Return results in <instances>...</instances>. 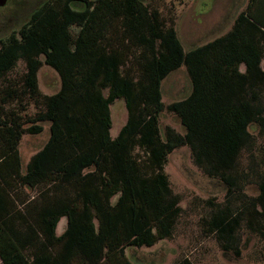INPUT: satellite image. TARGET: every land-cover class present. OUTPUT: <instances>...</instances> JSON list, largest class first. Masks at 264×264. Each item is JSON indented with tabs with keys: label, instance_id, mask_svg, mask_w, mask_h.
<instances>
[{
	"label": "trees",
	"instance_id": "1",
	"mask_svg": "<svg viewBox=\"0 0 264 264\" xmlns=\"http://www.w3.org/2000/svg\"><path fill=\"white\" fill-rule=\"evenodd\" d=\"M18 36L0 48V78L24 61L22 93L42 110H7L20 92L10 82L0 89V264H131L125 248L170 239L180 215L168 155L188 146L196 166L233 187L230 174L255 145L250 126L264 131V0H248L226 34L188 51L173 23L141 0H46ZM42 65L59 76L52 95L39 92ZM182 67L190 92L165 105L162 83ZM117 100L127 120L111 137ZM164 111L183 135L161 133ZM41 123L48 139L24 164L20 141L41 134ZM258 188L250 205L263 216L264 181ZM225 212L208 221L222 240L239 225Z\"/></svg>",
	"mask_w": 264,
	"mask_h": 264
},
{
	"label": "rangeland",
	"instance_id": "2",
	"mask_svg": "<svg viewBox=\"0 0 264 264\" xmlns=\"http://www.w3.org/2000/svg\"><path fill=\"white\" fill-rule=\"evenodd\" d=\"M45 1L8 0L0 8V48L8 43L11 36L19 37V30ZM141 1L150 10L158 11L167 25L173 23L186 51L224 34L235 18L227 11L232 0ZM25 71L24 61L18 60L15 67L0 78V89H5L8 82L15 85L20 92L19 99L5 108L19 111L25 108L20 114L34 117L42 106L39 98L32 99L22 93ZM37 82L41 95H52L60 88L59 76L46 65H42L38 71ZM189 92L190 81L184 67L162 83V101L165 105L185 98ZM110 112V135L116 137L127 120L123 101L117 100L111 105ZM41 125V134H26L20 141L19 154L24 164L48 139L49 124ZM165 127L172 128L179 135L184 134L179 119L171 112L164 111L159 117L161 133ZM249 130L255 136V145L252 155L242 153L236 171L230 174V179L235 181L233 187L196 166L188 146L176 148L168 155L164 172L173 194L179 198L180 215L170 239L159 241L149 248H125V255L131 264H177L183 260L189 264H264V215L257 214L260 211L258 206L253 210L250 205L259 194L258 183L264 181V131L258 137L256 125H251ZM134 155L143 158L145 154L138 149ZM23 191L29 197L36 194V190ZM219 211H226L228 218L235 217L239 221L233 236L227 240H222L218 233L209 230L208 221ZM65 224V218L58 223L57 235L64 231Z\"/></svg>",
	"mask_w": 264,
	"mask_h": 264
},
{
	"label": "crops",
	"instance_id": "3",
	"mask_svg": "<svg viewBox=\"0 0 264 264\" xmlns=\"http://www.w3.org/2000/svg\"><path fill=\"white\" fill-rule=\"evenodd\" d=\"M247 3H248V0H232V2L231 3H229L228 4V6H227V11H229L230 13H232L233 15H235V17L240 13V12H242L243 10H244V8H245V6L247 5ZM235 19V18H234ZM234 19H233V22H232V24H231V26H230V28L224 33V34H226L230 29H231V27H232V25H233V23H234ZM224 34H222V35H224ZM222 35H220V36H222ZM220 36H218V37H220ZM218 37H215V38H218ZM215 38H213L212 40H214ZM212 40H210V41H212ZM210 41H208V42H210ZM208 42H206V43H208ZM206 43H204V44H206ZM204 44H202V45H204ZM202 45H200V46H202ZM198 47V46H197ZM196 48V47H195ZM193 49V48H192ZM261 66H262V63H261ZM239 71L241 72V73H243L244 71H245V67H244V65H241L240 66V68H239ZM171 75V74H170ZM169 75V76H170ZM168 76V77H169ZM167 78V77H166ZM62 219H64V218H62ZM61 219V220H62ZM60 220V221H61ZM65 226H66V224H65ZM61 234V233H60ZM60 234H58V235H60Z\"/></svg>",
	"mask_w": 264,
	"mask_h": 264
},
{
	"label": "water",
	"instance_id": "4",
	"mask_svg": "<svg viewBox=\"0 0 264 264\" xmlns=\"http://www.w3.org/2000/svg\"><path fill=\"white\" fill-rule=\"evenodd\" d=\"M8 0H0V8L4 7L6 5Z\"/></svg>",
	"mask_w": 264,
	"mask_h": 264
}]
</instances>
